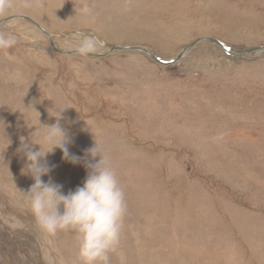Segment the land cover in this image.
<instances>
[{"label": "rangeland", "instance_id": "obj_1", "mask_svg": "<svg viewBox=\"0 0 264 264\" xmlns=\"http://www.w3.org/2000/svg\"><path fill=\"white\" fill-rule=\"evenodd\" d=\"M13 3L6 18H31L61 51H74L80 32L97 38L92 54L137 46L166 61L203 37L264 46V0ZM0 29L18 40L0 51V264H80L77 234H45L19 191L33 180L17 149L29 140L47 151L39 119L50 125L60 112L70 153L82 157L96 142L124 189V264H264V56L240 59L202 42L161 66L139 52H54L25 20ZM62 156L56 149L47 161L66 193L86 170ZM110 264H121L117 254Z\"/></svg>", "mask_w": 264, "mask_h": 264}, {"label": "clouds", "instance_id": "obj_2", "mask_svg": "<svg viewBox=\"0 0 264 264\" xmlns=\"http://www.w3.org/2000/svg\"><path fill=\"white\" fill-rule=\"evenodd\" d=\"M14 7L13 0H0V20L5 19ZM82 13L92 15V9L84 4ZM74 51L80 56H89L98 47L96 37L87 33H75ZM18 43L17 36L0 29V51L10 49ZM55 123L41 124L46 129L41 144L23 141L17 152L25 160L22 174L33 183L28 190L21 191L23 203L33 215L39 228L54 237L61 231H73L78 237L77 257L80 264H110L111 254H117L121 264L125 257L119 251L124 217L126 214L125 192L115 170L98 144L76 156L69 151L71 137L62 125V112ZM39 146L36 148V146ZM59 149L62 158L73 165L82 164L86 177L81 186L66 193L63 185L50 176L54 165L47 161L48 154ZM48 176V180L43 177Z\"/></svg>", "mask_w": 264, "mask_h": 264}, {"label": "water", "instance_id": "obj_3", "mask_svg": "<svg viewBox=\"0 0 264 264\" xmlns=\"http://www.w3.org/2000/svg\"><path fill=\"white\" fill-rule=\"evenodd\" d=\"M13 20H25L31 24H33L36 28H38L42 33H44L49 39H50V43L52 46V50L54 52L60 53V54H64V55H72V54H76L75 51H61L58 50L55 46L54 43L52 42V36L46 32L40 24H38L36 21L32 20L29 17L26 16H11L5 19L0 20V26H3L4 24L11 22ZM201 42H210L214 45H217L223 52L227 53L228 55H231L233 57L236 58H240V59H246L245 56L247 54H250V52L254 51V50H263L264 51V46L263 47H259V48H251V49H243V50H234L232 49L230 46L224 44L223 42H221L218 39L215 38H211V37H203V38H199L197 40H195L193 43H191L189 46H187L183 52H181L178 57L174 60L171 61H164L158 57H155L154 54H152L150 51H148L146 48L144 47H137V46H108V52L103 53V54H90L89 57H94V58H101V57H105L109 54H112L113 52H139L144 54L145 56H147L148 58H150L152 61H154L155 63L161 65V66H170L173 64L178 63L179 61L182 60V58L184 57L183 53H188L190 52L198 43ZM246 54V55H245ZM260 58L257 59H253V60H259Z\"/></svg>", "mask_w": 264, "mask_h": 264}, {"label": "bare ground", "instance_id": "obj_4", "mask_svg": "<svg viewBox=\"0 0 264 264\" xmlns=\"http://www.w3.org/2000/svg\"><path fill=\"white\" fill-rule=\"evenodd\" d=\"M44 4V3H43ZM181 8V7H180ZM187 8V7H186ZM213 8V7H212ZM211 9V8H210ZM196 10V9H195ZM176 11V10H175ZM181 11V10H180ZM206 11V10H205ZM211 11V10H210ZM209 11V12H210ZM174 13V12H173ZM164 15H165V13H164ZM174 15V14H173ZM188 18V17H187ZM197 19V18H196ZM200 19V18H199ZM193 20V19H192ZM174 21V20H173ZM205 21V20H204ZM199 24V23H198ZM33 25V24H32ZM190 25V24H189ZM5 27V26H4ZM0 28H1V26H0ZM173 28V27H172ZM181 28H182V26H181ZM184 28V27H183ZM186 28V27H185ZM44 29V28H43ZM176 28H174V30H175ZM177 29H178V27H177ZM189 29H191L190 27H189ZM45 30V29H44ZM173 30V29H172ZM179 30V29H178ZM178 30H177V32H178ZM186 30H187V28H186ZM192 30V29H191ZM214 30V29H213ZM53 32V31H52ZM184 32V31H183ZM190 32V31H189ZM193 32V31H192ZM60 33V32H59ZM185 33V32H184ZM199 33V32H198ZM44 34V33H43ZM116 34V33H115ZM167 34H173V31L171 32V33H167ZM35 38V37H34ZM216 39V38H215ZM133 40V39H132ZM120 41V40H119ZM172 41V40H171ZM184 41V40H183ZM53 43H54V41H53ZM202 43V42H201ZM198 45V44H197ZM54 46L56 47V45L54 44ZM107 46V45H106ZM57 48V47H56ZM104 48V47H103ZM233 49V48H232ZM234 50H237V49H234ZM148 51H150V50H148ZM106 52H108V50H106ZM105 52V53H106ZM152 54H154L152 51H150ZM183 52V51H182ZM188 53H183V55H184V57L187 55ZM246 55V54H245ZM154 56L155 57H158V56H156L155 54H154ZM264 56V51L261 49V50H254V51H252V52H250V54H247L246 56H245V58H248V59H253V58H255V59H257V58H262ZM178 57V56H177ZM177 57H175V58H172L171 60H174V59H176ZM183 57V58H184ZM182 58V59H183ZM164 61H166L165 59H163ZM171 60H169V61H171ZM203 60V59H202ZM3 64V63H2ZM2 69V68H1ZM71 83H73V82H71ZM259 162V161H258ZM261 178V177H260ZM264 179V178H263ZM257 182H259V180L257 181ZM190 224V223H189ZM242 247V246H241ZM255 259V258H254ZM172 263H174V264H183V261L180 259V260H176V259H172ZM165 264H168V262H165Z\"/></svg>", "mask_w": 264, "mask_h": 264}]
</instances>
